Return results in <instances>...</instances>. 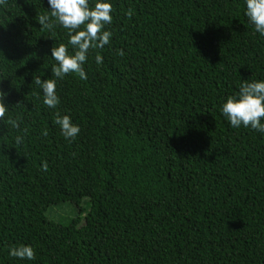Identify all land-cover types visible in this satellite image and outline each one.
<instances>
[{"label":"trees","instance_id":"trees-1","mask_svg":"<svg viewBox=\"0 0 264 264\" xmlns=\"http://www.w3.org/2000/svg\"><path fill=\"white\" fill-rule=\"evenodd\" d=\"M112 4L110 43L86 80H57L56 109L34 81L55 79L67 30L37 23L47 0L0 4V264H264V133L220 113L264 79L244 0ZM57 111L80 127L71 142ZM62 205L73 214L57 220ZM21 244L33 260L7 255Z\"/></svg>","mask_w":264,"mask_h":264},{"label":"clouds","instance_id":"clouds-1","mask_svg":"<svg viewBox=\"0 0 264 264\" xmlns=\"http://www.w3.org/2000/svg\"><path fill=\"white\" fill-rule=\"evenodd\" d=\"M3 3L4 0H0V4ZM47 5L48 11L38 17L37 23L44 28L52 27L53 23L60 25L67 30L68 40L67 44L60 43L50 49V56L56 62L51 66L55 79L42 80L37 77L34 83L41 90L43 104L56 109L59 104L57 80L69 73L78 75L80 80H86L83 66L89 58L90 50L102 49L110 43L112 32L107 30L106 25L112 23L113 4L112 0H94V3H90V0H47ZM244 15L254 32L264 37V0H244ZM117 54L123 56L124 52L117 49ZM102 60V56L96 52L95 63L100 65ZM6 95V92L0 90V120L7 118V104L4 102ZM220 113L233 128L243 126L264 133V79L242 80L238 92L223 100ZM8 122L12 128L19 127L17 119L8 118ZM54 123L68 142L74 140L80 132L79 125L68 114L55 112ZM41 134L47 136L48 130L43 129ZM15 142L22 143L23 137L17 135ZM41 168L46 170L47 164L42 162ZM7 255L19 260L31 261L35 258L34 250L28 244L9 247Z\"/></svg>","mask_w":264,"mask_h":264},{"label":"rangeland","instance_id":"rangeland-1","mask_svg":"<svg viewBox=\"0 0 264 264\" xmlns=\"http://www.w3.org/2000/svg\"><path fill=\"white\" fill-rule=\"evenodd\" d=\"M73 206L72 205H62L58 208L54 207L53 210L55 215H53L57 220H61L62 218H69L73 214ZM50 214V213H48ZM47 214V215H48Z\"/></svg>","mask_w":264,"mask_h":264}]
</instances>
